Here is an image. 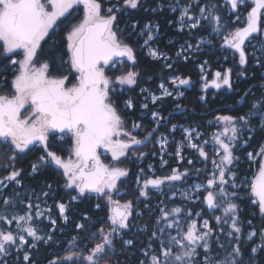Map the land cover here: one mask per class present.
<instances>
[{
	"label": "snow or ice",
	"instance_id": "obj_1",
	"mask_svg": "<svg viewBox=\"0 0 264 264\" xmlns=\"http://www.w3.org/2000/svg\"><path fill=\"white\" fill-rule=\"evenodd\" d=\"M245 2L246 0H228L233 11ZM81 3L85 9L84 18L68 32L66 49L60 55V65L56 66L55 58L51 62L39 61V55L44 54L42 41L47 43L45 38L49 37L57 20L66 17V14L71 15L70 10ZM140 3L141 0H123V5L133 10L137 9ZM253 3L254 6L247 12L246 26L237 28L224 37V44L239 53L241 65L247 63L245 42L251 43L252 40L264 42V20H262L264 0H253ZM172 10L176 11V8ZM105 11L107 14H102ZM116 11L119 10L114 11L111 7L105 10L101 0H0L2 55L11 65L17 66L10 81L11 94L0 95V148L6 149L0 152V156H6L8 159L9 163L5 167H13V170L0 180V186L8 187L6 181L21 185L22 169H15L14 164L21 158V154L32 150L30 146L39 142L43 146L45 155L40 157L38 164L32 165L33 172L45 164H55L63 169L66 186L77 190L78 196L96 193L105 197L110 207L109 228L105 232L101 227L96 234H93L99 236L100 242L88 249L87 255L71 252L62 260L58 258L50 261L49 264H63V261H70L72 264H101L109 250L114 248L115 238L131 230L134 202L127 200L121 204L120 200L113 198V195L119 193V185L129 176L128 169L118 166L124 163L122 158H127L130 150L142 145L144 141L137 139L126 130L125 118L110 96L114 82L132 86L137 83L139 76L136 71H126L125 74L115 77L113 81L106 74V69L120 62L116 58H126L133 65L137 62L134 48L120 39L122 33L118 34ZM205 11L204 8L200 9L201 16L209 23L216 24L217 27L213 31H220L221 17L210 9L205 16ZM180 21L182 27L187 21H191L189 25L191 28L202 27L201 20L190 15L188 8L181 10ZM156 27L158 30V26ZM145 28L150 29V25H145ZM147 35L146 45L153 39L151 30ZM188 47L191 48L192 45ZM16 50H22L23 59L16 60L8 55L16 53ZM149 54L156 59H166L155 49H151ZM64 57L67 59L65 60ZM65 66L67 74H64ZM167 66L171 68V64ZM201 69L203 70V65ZM0 76L4 78V86L9 87L7 75L0 73ZM215 77L210 83H205V89L209 86L219 89L222 85L232 87L231 69H228L223 76L220 72H216ZM177 82L179 85H186L189 79L173 77L171 83L175 85ZM160 88L164 96L173 95L164 84H161ZM157 99L160 98L153 96V104ZM125 106L132 109L133 101L128 99L125 101ZM142 107L147 108L148 105L144 104ZM152 116L157 121L165 119L158 112H153ZM260 117L264 121V111L260 112ZM217 120L224 125L222 132L213 138L214 144L218 146L214 148V152L219 159L212 161L215 171L211 174V178L207 179L206 186L196 185V190L199 191L204 187L206 195L203 197V202L209 209L222 210L223 217H216L220 232L229 241L234 240L236 243L231 247V251H227L225 246L220 244L219 247L225 249L226 254L222 258L219 253L213 257L212 248L219 237L215 241L212 239L214 229L209 221L205 220L202 228L197 226L195 220L188 223L185 228H181L178 220L173 219L169 222V218L179 216L183 209L181 207L172 208L171 211L162 209L161 220L167 222L166 227L158 228L152 234L153 237H156L157 233L161 236L160 251L159 253L153 251L148 264H245L241 258L243 253L240 248L242 227L239 205L234 202L239 196L237 191H229V187L226 186L232 189L238 187L237 174L233 166L239 157L234 154V150L240 140L242 129L247 128L251 121L246 116L231 115L220 116ZM138 127L140 125L133 124V128ZM155 131V129L150 131L145 139L152 137ZM172 131H175V126ZM186 131L188 147L197 150L199 156L207 160L206 151L193 142L192 131ZM57 133L61 134L60 139H64L67 133L71 134L72 155L75 156V160H64L55 152L49 151V137H55ZM166 144V138L162 137L161 147ZM101 148L111 153L114 164L106 165L101 161L98 152ZM177 155H180V149L177 150ZM252 155L248 153L249 158H252ZM260 155H264V147L260 149ZM188 162L192 163L191 160ZM186 176L187 172L173 169L172 174L164 178H147L143 181V186L138 189L139 196L147 197L149 187L160 190L166 181H181ZM229 176L231 181L227 179ZM137 179L139 180V177ZM44 195L47 196L48 193ZM250 196L253 198L252 203L258 205L259 212L264 214V163L260 164L258 174L250 183ZM184 198L189 199V196L185 194ZM22 203L18 194L15 199L7 195L2 199L4 207L0 210V264H15V261L20 259L21 252H23L24 264H31L29 249L37 247L35 242L46 243L52 240V236L47 233L41 235L42 230L34 223L35 219L43 215L41 212L33 214V209L38 208L39 205L29 202L26 205L27 211L24 214H17L15 209ZM99 207L100 205L97 204V208ZM58 208L60 215L66 221L67 218L64 216L66 205L59 203ZM50 222L55 226V220ZM248 223L251 224V221ZM13 224H15L14 230L11 228ZM76 227L83 229L85 225L77 224ZM173 227L177 228V235L173 236L169 233L165 239L163 234ZM256 235L257 232L253 229L247 239L251 240ZM259 235L264 240V229ZM26 237H31L33 243L29 244ZM124 243L131 246L133 241L126 240ZM259 249H264V243L260 244ZM259 249L256 246L252 247V255L255 256ZM143 254L149 256L147 251ZM141 264L145 262L141 261ZM252 264L255 262L252 261Z\"/></svg>",
	"mask_w": 264,
	"mask_h": 264
},
{
	"label": "trees",
	"instance_id": "obj_2",
	"mask_svg": "<svg viewBox=\"0 0 264 264\" xmlns=\"http://www.w3.org/2000/svg\"><path fill=\"white\" fill-rule=\"evenodd\" d=\"M202 2H208V7L214 6L218 11V15L221 17V30L223 34L230 35L237 28H242L246 26L247 11H243L244 14L239 19H236L238 14H232L227 16L226 13L222 11V1L221 0H202ZM264 20V17L263 19ZM210 28L203 27L199 30L193 32V37H188L187 33H177L176 34V47L173 50H177L179 47V42H185L189 39V43L197 45L196 39L200 36H207L209 34ZM214 40V41H213ZM210 42L212 44H204V51H200L195 56L198 60L193 61L192 59L182 61L180 59H175L172 66V70L166 72L165 64L163 62H152L145 60L146 65L149 67L148 70L155 69V75L159 77L158 80L166 79L168 74L179 75L181 74L183 78H191L193 81H199V69L198 64L203 60H208L211 67L210 77L213 75V70L218 69L221 73H225L228 69H231L232 80H236L235 85L232 89H227L224 92H220L214 99H211L210 92L205 103H202V94L194 87L191 91H188L187 98L183 100L184 107L190 108L193 111L192 115V125L201 131H207L206 120L214 117L216 114L221 115H231L233 117L246 116L251 123L247 125L248 127H258L259 120L254 117L255 114H259L264 111V59L260 66H254L252 60L247 58V63L241 65L239 63V57L237 53L232 48H225L224 54H220V50L223 44L217 42V38L210 37ZM188 43V44H189ZM65 50L63 46L58 43H52L48 48H46V55L49 62L55 58L56 66H59L61 52ZM229 53L236 54V59L233 61L228 59L225 63L219 62L215 63V59L224 57ZM2 54V51H0ZM66 60L67 57H64ZM169 63V62H168ZM13 66L10 65L9 61L0 58V73L7 75V80L9 82V87L4 86V78L0 76V93L5 90H10V81L12 79ZM55 74V73H53ZM64 74H67V67L64 68ZM157 81V80H156ZM75 82V80H73ZM153 89V85H151ZM164 108L161 111L164 115L168 114V109L172 108L173 103L170 99L162 100L160 102ZM121 104L118 105L120 107ZM168 108V109H167ZM189 112H187L188 114ZM143 112L140 111V104L138 100H135V107L130 112H125L126 116H130L128 127L130 128V123L141 121L142 127L149 133L151 130V125L148 123L146 118H142ZM242 123V122H241ZM246 128L242 129L245 130ZM168 130V127L163 129ZM211 130V129H209ZM246 132L240 137L238 146L243 141H248V146L242 148L237 156L239 160L234 164L238 167L234 169L237 174L236 182H242L243 178L248 177L251 170H247L248 162L245 158V154L251 150L257 151L264 142V131L256 130L253 137L250 140L247 137ZM50 147L49 151L55 152L57 155L61 156L64 160L72 159V147L73 140L71 136H66L64 139H59L58 134L55 137L50 136ZM31 151L21 154V158L17 160L14 164L15 169H22L21 185H15L14 182H7L8 187L1 186L0 189V210L3 209L2 199L5 195L11 196L14 199L17 194L19 198L23 201L19 204L17 209L20 214H24L26 205L31 202L33 205H39L38 208L33 209V214L36 212H41L43 215L39 219H35L34 223L38 228H40L41 235L47 233L52 236V240L45 242H35L37 247L29 250L31 252L32 261L31 264H49L50 261L57 260L58 258L62 260L64 256H67L71 252H81L82 255H86V250L84 249V243L88 242L89 246L92 247L94 244L100 242L99 236H94L98 232L99 228H103L105 232L109 228L108 216L110 214V209L106 205V199L100 195L85 196L80 197L79 202H73L72 198L77 194V190L73 188H68L66 186V177L63 175V169L55 164H45L37 170V173L32 174V165L38 164L41 156L45 155L43 151V146L36 144L30 146ZM6 149L0 148V152ZM146 151L149 155L144 158L142 165L137 166L136 163H129V176L127 180L119 186V191H124V193L117 199L121 203H125L127 200H132L134 202V215L131 220V230L125 232V238L133 241L131 247H125L123 245V240H115L114 248L109 250V253L101 261V264H112L114 260H122L135 264L139 263L144 257L140 253L143 248L150 244L148 237L151 236L153 229L155 228V219L158 216V208L156 205L161 201V196L157 193L152 192L149 189L147 197H140L139 192L135 189V183L133 180L136 179L138 171L143 170L145 176H150L151 172L147 170V165L149 163L157 162L156 159L152 158V154L155 149L150 148V143L147 145ZM190 156L194 158L192 164L188 165L187 161H184L183 171L187 172V176L184 177L185 183L191 182L194 178H188L189 176L198 175L205 183L207 179L211 178L213 170L210 168H202L203 162H198V156L193 152H190ZM212 154L209 153L208 161H211ZM8 159L6 156H0V180L4 179L13 167H5L8 165ZM167 174V173H165ZM231 181V177H227ZM49 185L51 187H49ZM172 183L167 182L169 189L172 188ZM229 191H232L229 188ZM239 199L234 202L239 205V217L240 226L242 227L241 243L240 248L243 256L241 257L245 263L264 264V249H259L255 258H252L251 249L257 244L264 243V240L260 237L259 233L264 229V214H261L258 209V205L252 203L250 196V190H245L243 187L236 189ZM44 193H48L47 196ZM114 194L113 196H115ZM39 197V199H37ZM64 203L66 205V212L64 216H67L69 220L64 223L63 217L60 215L58 204ZM203 203V202H202ZM97 204L100 205L98 209H95ZM172 204H175L172 202ZM49 209L51 211H49ZM155 209V212H154ZM192 209L193 212H197L199 209H204L206 215L210 218V226L213 227L214 233L212 239L215 241L219 237L218 242L214 244L212 248L211 255L214 257L217 253L220 254L221 258L226 254L227 251H231V247L235 245V241H229V239L220 232V225L216 221V217H223L221 209H214L211 213L207 209L206 205L200 203H190L188 206L183 207V211ZM141 212L142 216L137 215ZM154 212V213H153ZM50 217L56 221L55 229L52 232L53 225L47 222L46 217ZM87 217V219L85 218ZM251 221V224L248 222ZM77 224H84L83 229H77ZM143 225L148 226V233L144 234L140 231H136L135 228L141 227ZM14 230V225L11 226ZM256 230L257 235L251 240L247 239V236L251 230ZM225 226V231H227ZM167 239L166 237H164ZM29 244L33 243L31 237H26ZM151 244L158 249L160 240H155ZM220 244L225 246V249L219 247ZM27 247V246H26ZM66 248V249H65ZM122 249V253L117 252ZM202 252V250H200ZM23 252L20 253V259L15 261V264H24L22 260ZM131 256V258H129ZM251 258V259H249ZM11 259V258H10ZM63 264H72L70 261H63Z\"/></svg>",
	"mask_w": 264,
	"mask_h": 264
},
{
	"label": "flooded vegetation",
	"instance_id": "obj_3",
	"mask_svg": "<svg viewBox=\"0 0 264 264\" xmlns=\"http://www.w3.org/2000/svg\"><path fill=\"white\" fill-rule=\"evenodd\" d=\"M222 1V11L227 14V16H231L232 14H238L239 11H250L251 7L254 6L253 0H246L245 6H239L238 9L233 12L230 5L228 3H225L224 0ZM200 6L205 5L209 6L208 2H202L200 0ZM103 8L106 10L109 7L113 8L116 11L117 20H118V34L122 33L120 35V39L124 42L130 44L136 53V64L133 65L130 61H127L126 58H116L119 60V63H115L111 68L106 69V74L110 76L113 81H115V77L123 75L126 73V71H136L139 73L137 83L135 85L129 86V85H120L118 83H115L112 85L113 91L110 93V96L113 100V102L118 107L119 104H121L118 109L121 111L122 116H124L126 121V130L131 132L132 135H135L137 139H140L142 141H145V137L148 133L143 129L142 122H132L130 123V128L128 127L129 124V118L130 116H126L125 112L130 113L134 107H135V100L139 101L140 104V111L143 112L142 118H146L148 120V123L153 125L151 127L150 131L156 130L154 132V135L148 139L149 141L143 145L135 146L133 149L130 150L129 155L127 158H122L124 160V163L119 164V167H123L128 169L129 163H136L137 166L142 165L144 162V158H146L149 155V152L146 151L147 145L150 143V148L155 149L154 153H159L160 150H158V145L155 144V142L158 140V136L161 133H165L163 129L168 127L170 128L171 125H188L192 126V115L193 111L184 107L183 100L187 98L188 91H191L194 87L198 89V91L202 94V103H205L208 94L212 92L213 90H209L207 92L204 91V85L205 83H210L214 78L210 77L209 73H206L205 75H199L200 80L193 81L191 78L189 79V83L186 85H179L171 83V80L175 76H179L183 78L181 74L174 75V74H168L166 79L158 80L159 77L155 75V69L154 70H148V66L146 65L145 60H149L152 62H163L165 64V70L166 72L171 71L173 68V64L175 59H180L182 61H187L189 58L184 57L180 58L178 54L179 48L186 46L190 41L189 39L185 40V42L180 41L179 47L177 50H173L176 47V44L178 43L176 41V34L180 33H186V27L185 24L183 27L181 26L180 21V13L183 8H188L189 14L191 15V12L193 11V6L191 0H141L140 6L133 10L130 8H126L123 5V0H101ZM176 8V11H173V8ZM71 15H67L66 17H60L56 25H54L53 30L50 31L49 37H46L47 43H44L42 41V47L44 54L39 55L38 59L39 61H45L48 60L46 53V48L50 46L52 43H60L63 48L66 49V37L69 31L79 24L83 18H84V5L81 3L79 5H75L72 10H70ZM102 14H107L105 11ZM264 15L262 16L263 19ZM237 18V17H236ZM189 21H187L188 23ZM135 25V27H133ZM145 25H150L149 28H145ZM158 26V30L157 27ZM185 28V30H180ZM151 30L153 34H156L153 36L155 38L154 40H151L148 42V44H145V41L148 39V32ZM2 43V42H0ZM151 49L157 50L159 53L162 54L164 58L156 59L153 58L149 53ZM0 51L2 50V47H0ZM9 55V54H8ZM13 59L21 60L23 59V52L22 50H16V53H13L11 55ZM177 56V57H176ZM179 56V57H178ZM49 61V60H48ZM169 62V63H168ZM171 64V68H169L167 65ZM38 65V64H37ZM13 66V65H12ZM39 66V65H38ZM17 66H13V72H15ZM223 76V73H222ZM206 78V79H205ZM157 80V81H156ZM164 84L165 87L168 89V91L172 92V96H164L163 90L160 88V85ZM151 85H153V89L151 88ZM179 92L182 93V95H179ZM153 96L159 97L160 99L156 100V103L153 104L152 98ZM128 99H131L133 101L134 107L133 109H128L125 106V101ZM170 99L173 103L172 108L168 109V114L164 115V113L161 111V108H164V106L160 103L162 100ZM147 104L148 107L144 108L142 105ZM153 112H160V114L165 118L161 122L165 121V124L158 125L159 121L154 120L152 113ZM187 112H189L187 114ZM208 120V119H207ZM206 120V122H207ZM139 123L140 127L133 128V124ZM196 127V125H193ZM180 133L177 132V135ZM176 135V134H175ZM172 151L175 153L174 156L167 158V162L165 164H162L161 161L153 162L154 166L151 169V175L145 176L143 174V171H138L137 177L133 182L135 183V187L140 189L143 186V181L147 178H164L168 175H171L173 172V169L178 170L179 172L183 171V164L184 160L180 161L177 153L175 151V146L172 148ZM101 161L106 165H112L114 162L111 158V153L107 152L103 148L98 150ZM144 154V155H141ZM74 159L75 156L73 155ZM140 162V163H139ZM129 170V169H128ZM167 173V174H165ZM139 177V180L137 179ZM128 178V177H127ZM127 178H124L123 183L127 180ZM122 183V184H123ZM138 183V184H137ZM174 188V192L177 191V189H184L187 187V183H185V179L183 178L181 181H175L171 182ZM121 184V185H122ZM167 185V181L163 186ZM120 186V185H119ZM150 188V187H149ZM205 195L204 190L200 193V201L198 203H202V198ZM202 197V198H201ZM183 205L180 206L182 209L183 207L187 206L186 203H182ZM205 205V204H204ZM178 207V206H174ZM207 207V205H206ZM188 212V211H187ZM187 212H183L179 216L174 217H180L185 219V223L188 224L189 221H191L192 216H187ZM189 212L193 211L189 209ZM203 212V211H202ZM210 212V211H209ZM211 213V212H210ZM202 214L205 215L203 212ZM186 216V217H185Z\"/></svg>",
	"mask_w": 264,
	"mask_h": 264
},
{
	"label": "rangeland",
	"instance_id": "obj_4",
	"mask_svg": "<svg viewBox=\"0 0 264 264\" xmlns=\"http://www.w3.org/2000/svg\"><path fill=\"white\" fill-rule=\"evenodd\" d=\"M105 1H107V0H105ZM191 2H192V6H193V11L191 12V15L194 16V17L199 18L201 20L202 27L203 26H205L207 28L209 27L210 28V31H209L208 37L207 36H200V37H198L196 39L197 45H194L192 43H189L186 46H183V47L179 48L177 55H179L180 58H184V57L194 58L195 55L197 54V52H200V51H204L205 50L204 47H203L204 44H209V45L212 44V42H210V37H214L215 36V38H217V42L223 44L224 43V37L227 36V34H223L220 31H213V29L217 27L216 24L215 23H209V21L206 20L200 14V9L201 8L206 9L205 16L207 15V10H209V9L210 10H213L214 13L217 14L218 11L214 8V6H210V7H207L205 5H201L200 6V3H201L200 0H191ZM241 6L244 7L245 4H243ZM242 14H244L243 11H239L238 12V17L240 18L242 16ZM190 23H191V21H189L188 23H186V25H187L186 31L188 32L187 33L188 34V37L191 38V37H193V32L195 30H197L198 28H195V29L194 28H191L189 26ZM180 30H185V28L180 29ZM155 35L156 34H153V32H152V36H155ZM154 39L155 38H153L152 40H154ZM258 42L259 41H257V40H253L251 43H249L246 46V49L248 51V58L250 59V61L252 60L253 64H255L254 66H260L261 65V62L263 60L262 57L264 58V51H263L264 47L263 46L257 47L256 43H258ZM188 45H192V47L189 48ZM196 47L198 48L197 50H196ZM224 51H225V49L224 50L221 49L220 50V54H224ZM11 54H13V53H10L9 55H11ZM1 57H4V56L2 54H0V58ZM228 59H231L232 60V64H233V61L235 60L233 53H229V54H227V56L225 55L224 57L221 56L220 57V62L225 63ZM203 63L206 64L204 61H202L201 63H199V65H201ZM3 94H11V90L8 89V90H5L3 93H0V95H3ZM178 96H180V93H179ZM158 113H160V112H158ZM24 114L27 115V113H24ZM259 114H255V116H260ZM220 116H225V115L216 114L214 117L209 118L207 120V122H206V127H208V126H214V127L211 128V130L203 131V132H201L200 130L195 129V127L193 125L192 126L191 125L190 126H188V125H176V124L171 125L170 128L165 133H161L158 136V140L155 142V144L158 145V150H160V152L159 153L155 152L154 154H152V158L153 159H157L158 161H161L162 164H165L167 162L166 159L174 156V154H175V153H172L170 150L168 151V144L171 143V142H173V141H175V143H176V145H175L176 146L175 147L176 153H177V150L180 149V155H178V158H179L180 161L185 160V161H187L188 165H190V164L193 163L194 158L191 159V156H189V154L187 155L185 153L186 148H187V149H190L191 152H193L194 154H196L199 157L198 158L199 159L198 162H203L204 163L202 168H204V169L210 168L214 172L215 171V168L213 166L212 161L214 159L215 160H218L219 159V156L216 155L215 152H214V148H217L218 146H216L214 144L213 138H214L215 135H217L220 132H222L223 127H224L223 123L222 122H218V120H217V118L220 117ZM260 120H261V117H260ZM173 126H175V131H172ZM261 127L264 130V121H262V120H261V124L259 125V129ZM186 130H191L192 131V134H193V142H195L197 145H199L200 147H202L206 151V153H207V160H205L203 157H200L199 156V152L197 150L188 147V140L186 139V136H187V131ZM248 130H252V128L248 127L245 130H242L241 136H243L244 133L246 131H248ZM175 132H178L180 134L176 137V136L173 135V133H175ZM66 136H71V135L65 134L64 137H66ZM162 137L163 138H166V140H167V144L163 148L160 145V141H161V138ZM58 138L60 139V135H58ZM205 142H207V143H205ZM246 144L247 143L245 141H243L239 146H238V143H237V146H236V148L234 150V154L237 156V153L244 146H246ZM209 153L212 154L211 161H208ZM248 153L245 154L246 160L248 162L252 161V163H253V160L255 161L256 158H258V152H253L252 158H249L248 157ZM72 160H75L74 157H72ZM189 160H191L192 163H189L188 162ZM259 166H260V159H258V163L256 164V170H258V167ZM152 168H153V163H149V165L147 166V170H151ZM233 168L236 169L237 168V165L234 164ZM193 177H194V179L191 181V186L189 188H191L193 190L192 194L193 195L196 194V195L194 196V198L192 200H190V202L198 203L200 201V196L199 195L204 190V187H201L200 190L197 191L196 190V185L206 186L207 182L205 183L201 178L196 179L198 177V175H195ZM189 178H192V176H189ZM251 181H252L251 179L247 180V179H244L243 178L242 182H244V183H242V184L244 185L245 188H247V187L250 186ZM239 184H241V183L240 182H238V183L236 182V185L238 186L236 189H238L240 187ZM120 186H121V184H120ZM226 187L231 188L230 186H226ZM1 188L2 187L0 186V189ZM167 189L168 188H164V189L161 188L160 190H157V189H152L151 188V191L157 193L158 195H160L161 196V200L163 201V204L160 205V208L158 210L159 211L158 212V216L155 219L156 226L153 229L152 234H153V232L157 231L158 228H163L164 226L166 227V223L167 222L161 220V210L162 209H167V210L171 211L172 207H171V204H169V201L171 200L172 195H173V194L171 195L169 193L167 194V191H168ZM236 189H232V190H236ZM119 194H120V192L118 194H116L115 196H113V198L114 199H117V197L120 196ZM205 195H206V193H205ZM202 202H203V198H202ZM203 203L205 205H207L205 202H203ZM165 204H166V207L163 208V205L165 206ZM106 205L108 206L107 201H106ZM109 209H110V207H109ZM199 216H200L199 214L193 215V220L197 221V218L196 217H199ZM173 219L177 220V218H173ZM173 219H172V217H170L169 218V222L171 220H173ZM158 221H159V223H158ZM13 225H14V229H15V224H13ZM13 225H11V226H13ZM143 226H141V227H143ZM202 226H203V224H202ZM202 226L199 224V227L202 228ZM141 227H138V231H139V228H141ZM179 227L184 228V226H182V225L179 226ZM173 228L174 229L172 231H166L165 232V234H166L165 237L166 238H167V236H168L169 233L170 234L176 233V235H177V228L176 227H173ZM152 234H151V237L153 239H155L156 237L157 238H160V234L159 233H157V236L156 237H153ZM121 235L124 236L125 235V232H123ZM259 246H260V244L256 245V247L258 249H259ZM145 251H147L149 253V256H145L143 254L144 255V258H145V259H143V261L145 262V264H148L150 255L153 253V251H155L156 253H159V251H160V245L158 246V249H154V248L150 247L148 250L145 249L144 252ZM255 256L252 255V258H255ZM245 264H252V263H245Z\"/></svg>",
	"mask_w": 264,
	"mask_h": 264
},
{
	"label": "built area",
	"instance_id": "obj_5",
	"mask_svg": "<svg viewBox=\"0 0 264 264\" xmlns=\"http://www.w3.org/2000/svg\"><path fill=\"white\" fill-rule=\"evenodd\" d=\"M256 45H257V47H259V46H263L264 47V42H261V41H259L258 43H256ZM263 51H264V49H263ZM190 58V57H189ZM194 61H196L197 60V57H194V58H192ZM204 62L206 63V64H201V65H203V70H202V72L204 71V68H205V66H208L209 65V63H208V60H204ZM215 63H218V62H220V58H217V59H215V61H214ZM262 128V127H261ZM263 129V128H262ZM254 130H252V132H253ZM252 136V134L251 135H249V137H251ZM259 156H260V152H259V154H258V158H256V160L254 161L253 160V170H254V172H253V175L256 173V164L258 163V159H259ZM248 169H252V167L251 166H249V168ZM32 173H37V171H35V172H33V170H32ZM253 180V179H252ZM77 198L76 199H73V201L74 202H79V197L78 196H76ZM175 198V195H173L172 196V199H174ZM97 209V208H96ZM15 211L17 212V214H19V211L18 210H16L15 209ZM66 221H65V219L63 218V222L64 223H66L68 220H69V218L66 216ZM47 221L48 222H50L51 221V219H49V218H47ZM51 223V222H50ZM147 225H144L143 227H141V228H139V231H141V232H143L144 234H147L148 233V226L146 227ZM55 227V226H54ZM54 227H53V229H52V231H54ZM165 227V226H164ZM163 227V228H164ZM78 229V228H77ZM174 228H171V229H167L168 231H172ZM135 230L136 231H138V228H135ZM152 234V233H151ZM161 237V236H160ZM116 239L117 240H123V245L125 246V247H131V246H129V245H127V244H125L124 243V241H126V240H130V239H128V238H125L123 235H121V236H118V237H116ZM155 239H157V237L155 238ZM154 239L151 237V236H149L148 237V241L149 242H151V241H153ZM84 249L86 250V255H87V253H88V249H90L91 247L89 246V244H88V242H85L84 243ZM150 247H152V248H154L151 244H149L148 246H146L145 248H143L142 250H141V254L143 255V252H144V250L146 249V250H148ZM66 249V248H65ZM122 249H120L117 253L118 254H121L122 253ZM143 257H144V255H143ZM129 258H131V256H129ZM144 259V258H143ZM143 259L141 260V261H143ZM141 261L139 262V263H137V262H135V264H141ZM112 264H131L130 262H128V261H126L125 259H122V260H118V259H116V260H114V262L112 263Z\"/></svg>",
	"mask_w": 264,
	"mask_h": 264
},
{
	"label": "water",
	"instance_id": "obj_6",
	"mask_svg": "<svg viewBox=\"0 0 264 264\" xmlns=\"http://www.w3.org/2000/svg\"><path fill=\"white\" fill-rule=\"evenodd\" d=\"M224 2L225 3H228V0H224ZM236 11V10H235ZM235 11H233V12H235ZM247 43V41L245 42V44ZM226 46V45H225ZM227 47V46H226ZM235 50V49H234ZM236 51V50H235ZM237 52V51H236ZM238 53V52H237ZM239 54V53H238ZM246 55V54H245ZM216 78V77H215ZM225 87H228V86H225V85H222L221 86V88H219V89H217V88H215V87H211V86H209L207 89H204V91L205 92H207V91H209V90H214L215 92H217V93H219L220 91H222ZM163 124H165V121H163V122H161V123H159L158 125L160 126V125H163ZM57 134H59V133H57ZM67 134H69V133H67ZM148 139H150V138H148ZM145 140L144 141V143L143 144H145V143H147L149 140ZM36 144H39V142H36L35 143V145ZM142 144V145H143ZM263 163H264V160H263ZM210 210H212V209H210Z\"/></svg>",
	"mask_w": 264,
	"mask_h": 264
},
{
	"label": "bare ground",
	"instance_id": "obj_7",
	"mask_svg": "<svg viewBox=\"0 0 264 264\" xmlns=\"http://www.w3.org/2000/svg\"><path fill=\"white\" fill-rule=\"evenodd\" d=\"M194 31V30H193ZM256 54V53H255ZM177 57V56H176ZM179 57V56H178ZM221 57V56H220ZM262 59H263V57H262ZM255 65V64H254ZM260 65V64H259Z\"/></svg>",
	"mask_w": 264,
	"mask_h": 264
}]
</instances>
